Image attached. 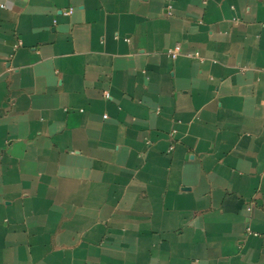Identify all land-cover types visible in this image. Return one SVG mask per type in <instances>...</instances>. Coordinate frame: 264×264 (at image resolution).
Wrapping results in <instances>:
<instances>
[{"label": "crops", "instance_id": "0c3cea01", "mask_svg": "<svg viewBox=\"0 0 264 264\" xmlns=\"http://www.w3.org/2000/svg\"><path fill=\"white\" fill-rule=\"evenodd\" d=\"M0 264H264V0H0Z\"/></svg>", "mask_w": 264, "mask_h": 264}, {"label": "built area", "instance_id": "2783aa9c", "mask_svg": "<svg viewBox=\"0 0 264 264\" xmlns=\"http://www.w3.org/2000/svg\"><path fill=\"white\" fill-rule=\"evenodd\" d=\"M65 14H66L67 16H70V15L73 14V10H72V9H69V10H67V11L65 12ZM179 51H180V48H175L174 50H172V51L170 52L171 57H172L173 59H176V58L178 57V55H179ZM174 133H175V131L173 132V135H174Z\"/></svg>", "mask_w": 264, "mask_h": 264}]
</instances>
